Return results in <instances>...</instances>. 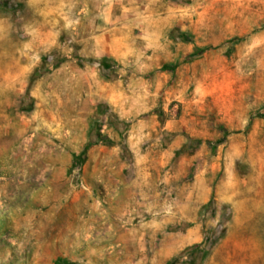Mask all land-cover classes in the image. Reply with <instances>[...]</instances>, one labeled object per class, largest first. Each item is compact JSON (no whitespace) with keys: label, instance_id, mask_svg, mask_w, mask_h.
Masks as SVG:
<instances>
[{"label":"rangeland","instance_id":"374dc122","mask_svg":"<svg viewBox=\"0 0 264 264\" xmlns=\"http://www.w3.org/2000/svg\"><path fill=\"white\" fill-rule=\"evenodd\" d=\"M0 264H264V0H0Z\"/></svg>","mask_w":264,"mask_h":264}]
</instances>
